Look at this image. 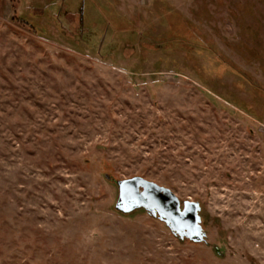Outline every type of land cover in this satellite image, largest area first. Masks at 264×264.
<instances>
[{"label":"rangeland","instance_id":"rangeland-1","mask_svg":"<svg viewBox=\"0 0 264 264\" xmlns=\"http://www.w3.org/2000/svg\"><path fill=\"white\" fill-rule=\"evenodd\" d=\"M0 264H264V0H0Z\"/></svg>","mask_w":264,"mask_h":264},{"label":"water","instance_id":"water-1","mask_svg":"<svg viewBox=\"0 0 264 264\" xmlns=\"http://www.w3.org/2000/svg\"><path fill=\"white\" fill-rule=\"evenodd\" d=\"M117 186L119 194L116 210L130 214L144 209L163 221L179 239L195 243L205 241L199 202H181L171 189L140 176L119 180Z\"/></svg>","mask_w":264,"mask_h":264}]
</instances>
